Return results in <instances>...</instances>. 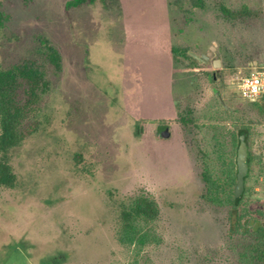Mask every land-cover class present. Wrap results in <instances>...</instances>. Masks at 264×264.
I'll return each instance as SVG.
<instances>
[{
	"label": "rangeland",
	"instance_id": "1",
	"mask_svg": "<svg viewBox=\"0 0 264 264\" xmlns=\"http://www.w3.org/2000/svg\"><path fill=\"white\" fill-rule=\"evenodd\" d=\"M67 1L0 0L9 18L0 69L34 56L41 40L62 57L33 117L37 131L12 152L16 184L0 189V264H125L115 209L135 194L156 201L160 243L128 261L241 264L227 210L201 199V154L215 127L228 139L249 126L250 151L264 160V111L235 85L248 59L264 63V0H104L65 10ZM161 43L210 52L198 64L212 82ZM160 124L168 138H155Z\"/></svg>",
	"mask_w": 264,
	"mask_h": 264
},
{
	"label": "trees",
	"instance_id": "2",
	"mask_svg": "<svg viewBox=\"0 0 264 264\" xmlns=\"http://www.w3.org/2000/svg\"><path fill=\"white\" fill-rule=\"evenodd\" d=\"M25 4L33 0H23ZM104 0H68L64 4L65 10L78 9L93 5ZM226 15L241 17L245 10L231 13L221 8ZM8 17L0 10V34L4 29ZM161 47L174 60L186 50H180L171 45L161 43ZM253 58L248 59L245 67L248 75L259 67L261 62L253 66ZM191 66H197L199 72L202 66L189 58ZM62 70L60 52L47 40H41L34 56L21 59L6 69H0V189H10L16 184V174L11 165V155L23 140L34 134L39 123L33 120L40 102L41 95L51 86V77H56ZM205 78L212 82L211 73H205ZM213 90V94H215ZM217 95V93H216ZM253 108L264 111V105L258 101L246 100ZM260 106V108H259ZM261 111V112H262ZM264 113V112H262ZM140 120L135 123L134 136L141 135ZM161 126L158 125L157 127ZM220 127H215L212 133L213 141L210 153L201 154V181L203 193L201 199L208 207H225L228 236L238 240L240 245L241 264H264V160L261 156H253L249 147V126L236 127L228 135L222 136ZM245 132L247 144L248 172L244 178V189L239 198H234L236 182L235 152L238 135ZM155 138L159 139L157 130ZM228 142V143H227ZM264 156V152L261 153ZM160 210L156 201L144 194L131 195L122 200L115 209V227L113 238L117 246L127 257L125 264H139V260L131 259L139 256L143 250L151 246H158L160 237L156 231V221ZM47 264H51L47 263Z\"/></svg>",
	"mask_w": 264,
	"mask_h": 264
},
{
	"label": "water",
	"instance_id": "3",
	"mask_svg": "<svg viewBox=\"0 0 264 264\" xmlns=\"http://www.w3.org/2000/svg\"><path fill=\"white\" fill-rule=\"evenodd\" d=\"M212 50H213V47H211V51ZM187 55L189 56L190 60L193 62L206 63V61L209 60L211 53L207 52L206 54H201L198 56L190 51H187ZM256 65L257 63L254 62V66ZM212 67L213 68L219 67V61L213 60ZM259 67H264V63L259 64ZM253 101L254 100H252V102ZM157 134L161 138H168L167 127L162 126V125L159 126L157 128ZM247 156H248V153H247V144L245 142V132H240L238 135V143H237L236 152H235L236 182H235L234 190H233L235 199L240 197L244 189V178L248 172Z\"/></svg>",
	"mask_w": 264,
	"mask_h": 264
},
{
	"label": "built area",
	"instance_id": "4",
	"mask_svg": "<svg viewBox=\"0 0 264 264\" xmlns=\"http://www.w3.org/2000/svg\"><path fill=\"white\" fill-rule=\"evenodd\" d=\"M235 85L241 99H264V70H256L249 76L236 79Z\"/></svg>",
	"mask_w": 264,
	"mask_h": 264
},
{
	"label": "flooded vegetation",
	"instance_id": "5",
	"mask_svg": "<svg viewBox=\"0 0 264 264\" xmlns=\"http://www.w3.org/2000/svg\"><path fill=\"white\" fill-rule=\"evenodd\" d=\"M260 105H264V101H258Z\"/></svg>",
	"mask_w": 264,
	"mask_h": 264
},
{
	"label": "crops",
	"instance_id": "6",
	"mask_svg": "<svg viewBox=\"0 0 264 264\" xmlns=\"http://www.w3.org/2000/svg\"><path fill=\"white\" fill-rule=\"evenodd\" d=\"M160 46H161V45H160ZM161 50H163L162 47H161ZM163 51H164V50H163ZM164 52L167 53L166 51H164ZM254 62H255V61H253L252 64H254ZM256 63H257V62H256ZM260 64H261V63H260ZM239 98H240V97H239Z\"/></svg>",
	"mask_w": 264,
	"mask_h": 264
}]
</instances>
